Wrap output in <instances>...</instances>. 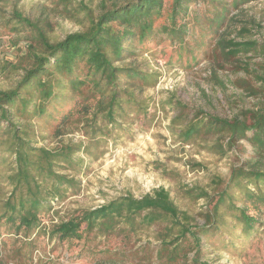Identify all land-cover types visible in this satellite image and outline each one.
<instances>
[{"label": "trees", "instance_id": "obj_1", "mask_svg": "<svg viewBox=\"0 0 264 264\" xmlns=\"http://www.w3.org/2000/svg\"><path fill=\"white\" fill-rule=\"evenodd\" d=\"M253 1L259 0H100L95 15L90 2L80 0L73 10L65 4L63 14L76 19L84 13L82 22L76 20L84 31L53 40L46 20H32L16 4L5 12L10 4L0 0L1 25L24 34L18 42H30L12 68L21 71L20 80L0 90V264H34L41 238L63 243L87 232L130 239L154 226L161 229L151 250L166 264L184 261L194 250L186 264H207L201 262L205 245L227 250L264 242V44L244 38L249 31L242 26L238 32L233 14ZM156 41L175 46L187 69L202 59L211 62V79L222 89L226 82L218 77L220 70L251 76L235 85L260 102L231 118L208 116L174 96L161 108L175 113L169 130L181 143L225 156L246 141L253 158L234 166L227 179L213 178L207 188H183L192 201H205L198 218L180 210L165 188L141 198L126 194L61 217L54 208L80 192L86 159H100L117 130L150 116L151 100L142 95L158 76L147 60L138 59ZM249 53L262 62L253 64L245 58ZM43 125L55 127V136L62 137L55 147L38 146L39 139L45 140ZM68 127L85 140H64L74 132ZM45 217L50 224L42 222ZM4 235L13 242L2 240Z\"/></svg>", "mask_w": 264, "mask_h": 264}, {"label": "rangeland", "instance_id": "obj_2", "mask_svg": "<svg viewBox=\"0 0 264 264\" xmlns=\"http://www.w3.org/2000/svg\"><path fill=\"white\" fill-rule=\"evenodd\" d=\"M65 1V2H64ZM80 0H8V7L3 11L10 12L11 5L17 7L32 20L43 19L51 27L49 35L53 40H62L67 35L84 31V27L76 20L83 21L84 13H75L76 19L63 14L64 5L69 10L77 8ZM90 2L91 10L97 15L100 0ZM64 2V3H60ZM1 5V3H0ZM73 8V9H71ZM1 10V11H2ZM239 24L237 30L246 27L249 33L247 40L264 44V0L245 4L242 10H234ZM1 21V20H0ZM234 35H237L235 33ZM22 38L24 34L20 35ZM0 23V90L13 88L21 78V71H12L27 54L29 41L20 39ZM148 53L138 61L147 60L148 68L157 74V81L148 87L143 98H149L150 116L147 119H135L124 125L108 139L104 156L98 160H88L85 174L79 177L81 190L69 194L54 210L60 211L64 217L82 209H96L120 196L131 194L141 198L159 188L170 191L171 198L182 211L196 217L203 210L204 200L197 202L187 198L186 187L207 188L213 178L227 179L234 166H241L253 158L250 145L246 141L238 142L235 149L225 156L208 153L197 144L186 145L178 141L169 130L173 112L161 108V102L174 96L189 108L202 110L208 116L231 118L240 110L253 109L258 106L260 97L250 96L243 88L235 84L239 80L251 79L244 71L233 72L227 68L218 72V77L226 82L225 89L215 85L211 79V62L202 59L198 66L187 69L185 56L179 61L176 47L168 41H157L149 45ZM253 64L262 62L259 56L249 53ZM67 130L74 131L72 127ZM56 128L43 125L42 138L38 146L55 147L62 137L55 136ZM40 137V138H41ZM64 140L84 141L82 132L66 133ZM80 156L87 158L80 153ZM52 219L45 217L43 223L48 225ZM197 223H202L197 219ZM195 224V221L192 222ZM161 228L154 226L144 235L131 236L126 239L122 235L104 237L85 232L80 240L58 243L53 240L40 239V248L34 253V264H166L156 251V234ZM10 236L4 235L2 240L10 244ZM248 243L237 249L224 250L218 246L202 248L201 262L207 264H264V242ZM147 250V251H146ZM195 250L188 252L184 261L194 257ZM8 264H14L11 261Z\"/></svg>", "mask_w": 264, "mask_h": 264}]
</instances>
